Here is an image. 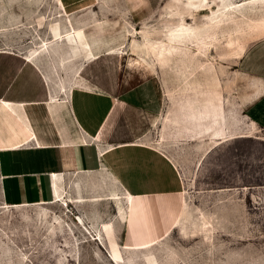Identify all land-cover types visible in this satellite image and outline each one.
Segmentation results:
<instances>
[{
  "label": "rangeland",
  "instance_id": "obj_1",
  "mask_svg": "<svg viewBox=\"0 0 264 264\" xmlns=\"http://www.w3.org/2000/svg\"><path fill=\"white\" fill-rule=\"evenodd\" d=\"M263 77L264 0H0V153L64 168L0 264H264Z\"/></svg>",
  "mask_w": 264,
  "mask_h": 264
},
{
  "label": "crops",
  "instance_id": "obj_2",
  "mask_svg": "<svg viewBox=\"0 0 264 264\" xmlns=\"http://www.w3.org/2000/svg\"><path fill=\"white\" fill-rule=\"evenodd\" d=\"M250 93V96L244 99L245 102H243L245 109L249 111L248 113L251 116L249 119L256 125L264 127V92H253L251 90ZM23 101H32L33 104L34 102H43V100H38L40 102L37 100ZM32 103L29 105H32ZM29 105L26 104L25 107ZM3 118L4 115L0 104V123L2 128ZM63 170L62 152L59 146L54 144H50L47 147L22 145L10 148L0 153V183L7 193L3 200L7 201L9 199L8 203L14 204L18 197L23 198L24 202L27 203L38 198L47 199L48 195H50L49 187L52 197L50 174Z\"/></svg>",
  "mask_w": 264,
  "mask_h": 264
},
{
  "label": "bare ground",
  "instance_id": "obj_3",
  "mask_svg": "<svg viewBox=\"0 0 264 264\" xmlns=\"http://www.w3.org/2000/svg\"><path fill=\"white\" fill-rule=\"evenodd\" d=\"M228 7V5H226V8ZM182 20H183V18H182ZM185 24V22L183 21L182 23H180V24H175V25H173V26H171L170 28H169V30L171 31V32H174L175 30H182L183 28H181V27H183V25ZM180 26V27H179ZM84 25L82 24V25H80V26H77V27H73L74 29H73V34H77L78 32H81V31H83V29H84ZM181 28V29H180ZM69 33H67V35H68ZM170 41V40H169ZM93 57V53L91 54V53H89V54H87L85 57H84V59L85 60H87V61H90L91 60V58ZM76 71H77V69H76ZM19 105V104H18ZM18 107V106H17Z\"/></svg>",
  "mask_w": 264,
  "mask_h": 264
}]
</instances>
